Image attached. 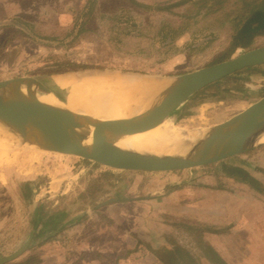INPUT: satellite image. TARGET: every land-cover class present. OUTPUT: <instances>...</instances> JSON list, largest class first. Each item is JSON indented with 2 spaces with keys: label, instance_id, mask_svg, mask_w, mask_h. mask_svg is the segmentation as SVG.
I'll return each instance as SVG.
<instances>
[{
  "label": "rangeland",
  "instance_id": "obj_1",
  "mask_svg": "<svg viewBox=\"0 0 264 264\" xmlns=\"http://www.w3.org/2000/svg\"><path fill=\"white\" fill-rule=\"evenodd\" d=\"M37 1L46 4V0ZM48 1L51 17L46 11L38 18L14 17L7 21L12 26L6 28L0 20L4 30L0 33V80L25 76L42 82L54 74L103 68L174 79L245 49L264 46V35L255 36L244 48L233 45L253 5L262 0ZM263 94L264 64L206 86L168 119L177 129L204 132ZM197 170L208 171L212 189L231 190L241 203L260 204L255 213L264 218V140L211 165L158 173L110 170L78 157L10 142L0 159V257L13 253L33 235L40 236L41 243H33L32 250L29 244L11 263L35 256L50 243L61 248L62 235L69 232L52 231L53 223L71 217V234L75 235L82 230L79 226L86 224L84 230L90 229L98 220L112 225L115 222H106L109 212L95 210L116 200L127 204L137 199L139 207L116 211L114 219H120L121 213L123 221L118 229L108 226L105 234L114 235L118 230L121 234L128 225L126 214L134 215L138 228L144 226L149 233L159 234L162 243L156 251L164 256L162 264H207L194 243L190 209L185 213L180 205L177 212L170 213L169 207L163 215L165 204H175L164 193L177 187L194 189V179L186 177ZM146 196L152 197L151 202L143 200Z\"/></svg>",
  "mask_w": 264,
  "mask_h": 264
},
{
  "label": "water",
  "instance_id": "obj_2",
  "mask_svg": "<svg viewBox=\"0 0 264 264\" xmlns=\"http://www.w3.org/2000/svg\"><path fill=\"white\" fill-rule=\"evenodd\" d=\"M264 64V46L245 49L225 60L177 75L151 108L119 120H100L42 102L36 92H51L33 77L0 80V124L10 142L51 153L78 157L110 170L173 172L217 163L257 145L264 134V94L228 119L210 127L182 154L139 153L107 140L142 132L157 124L189 97L237 71ZM96 71V70H93ZM30 244L0 257L11 262Z\"/></svg>",
  "mask_w": 264,
  "mask_h": 264
},
{
  "label": "crops",
  "instance_id": "obj_3",
  "mask_svg": "<svg viewBox=\"0 0 264 264\" xmlns=\"http://www.w3.org/2000/svg\"><path fill=\"white\" fill-rule=\"evenodd\" d=\"M41 4L39 5L37 0H0L1 25L4 24L5 28L12 26L7 21L14 17L27 18L33 16L38 18L39 13L45 11L47 17H51V1L46 0V4ZM0 28H2L0 29V33H2L4 31L3 27ZM207 172L197 170L193 172L194 176L192 173L186 177L194 179V184L197 185L194 186V189L186 190L177 187L168 193H164L167 195L165 199L171 198L170 200L175 204H165L163 215L166 216L169 207L170 213H172V210L177 212L180 205L185 213L186 209H190L191 214L189 216L194 220V243L203 251V255L200 257L207 264H213L208 254L210 253L212 256L214 252L226 264H264V218L263 216L261 218L257 217L255 213L256 209H259L256 207H260V204L251 203V201L248 203L246 200V202L241 203L240 197L235 194L232 195L231 190L212 189L210 187L212 182L210 177L206 175ZM197 181H200L202 185ZM173 195L180 196L179 200H176ZM150 198L152 197L146 196L143 200L151 202ZM252 200L255 199L252 198ZM249 205L250 211L246 209ZM262 205L264 206V202ZM139 206L140 203L137 202V199L127 204H121L118 200L107 203L95 211L100 213L109 212L111 218L108 214H105L108 217L106 222L110 223L112 221L115 224L108 225L98 220V223H95L90 229L84 230L86 224L79 226L82 230L76 235L71 234L72 229L70 228H73L70 225L72 222L71 217L64 219L62 223H53L51 226L53 227L52 231L69 233H64L62 235L63 240L59 241V243L62 242L63 247L57 248L56 243H50L48 247L39 249L41 251L36 254L38 259L36 264H162L161 258L164 256L156 251L162 243L159 234L149 233V228L144 226L138 228L134 215L126 214L128 225L125 230L121 231V234L119 230L114 235L105 234L108 226L110 229L113 227L118 229L121 224L120 221H123L121 213L118 216L121 220L119 218L114 219L119 213L116 211L120 208H136ZM95 215H97L96 212ZM71 216L73 217V215ZM130 223L133 225L129 227ZM40 225L43 226L44 224ZM67 225L70 227L65 228ZM162 226L166 227L167 224L164 222ZM144 229L146 230L145 233L142 232ZM73 231H76V228ZM30 239L31 250L34 249L33 243H41L40 236L35 238L33 235Z\"/></svg>",
  "mask_w": 264,
  "mask_h": 264
},
{
  "label": "bare ground",
  "instance_id": "obj_4",
  "mask_svg": "<svg viewBox=\"0 0 264 264\" xmlns=\"http://www.w3.org/2000/svg\"><path fill=\"white\" fill-rule=\"evenodd\" d=\"M76 72L47 76L42 83L51 92L38 91L36 96L42 102L95 119L119 120L151 108L170 82L167 77L106 68ZM6 132L0 124V159L12 138ZM200 135L199 130L177 129L170 119L165 118L142 132L109 139L106 143L139 153L182 154ZM259 140H264V134Z\"/></svg>",
  "mask_w": 264,
  "mask_h": 264
},
{
  "label": "trees",
  "instance_id": "obj_5",
  "mask_svg": "<svg viewBox=\"0 0 264 264\" xmlns=\"http://www.w3.org/2000/svg\"><path fill=\"white\" fill-rule=\"evenodd\" d=\"M218 3L221 0L217 1ZM248 4V3H247ZM255 5V4H254ZM252 7L250 12V18H248L238 29V33L235 35L233 39V45L238 47H247L253 38L258 35H264V0L261 1V4L258 6ZM244 173V172H243ZM254 188L257 186L252 185ZM259 190V189H258ZM207 254V253H206ZM209 259L213 264H226L215 252L212 254H208ZM38 259L35 256H27L25 259L17 262H10L7 264H36Z\"/></svg>",
  "mask_w": 264,
  "mask_h": 264
}]
</instances>
